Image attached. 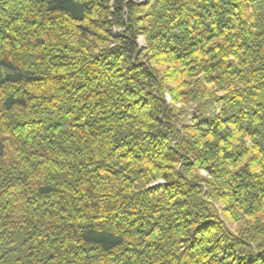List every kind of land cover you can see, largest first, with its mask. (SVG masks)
Masks as SVG:
<instances>
[{"label": "trees", "instance_id": "obj_1", "mask_svg": "<svg viewBox=\"0 0 264 264\" xmlns=\"http://www.w3.org/2000/svg\"><path fill=\"white\" fill-rule=\"evenodd\" d=\"M0 264H264V0H0Z\"/></svg>", "mask_w": 264, "mask_h": 264}, {"label": "rangeland", "instance_id": "obj_2", "mask_svg": "<svg viewBox=\"0 0 264 264\" xmlns=\"http://www.w3.org/2000/svg\"><path fill=\"white\" fill-rule=\"evenodd\" d=\"M144 45V40L143 39H139V47H142ZM168 99V98H167ZM168 102H169V99H168ZM192 116V115H191ZM191 116H189V117H186L185 119H184V122L186 123V124H190L191 123V121H192V117Z\"/></svg>", "mask_w": 264, "mask_h": 264}]
</instances>
